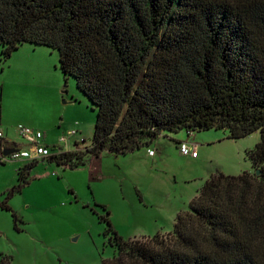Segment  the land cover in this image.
Segmentation results:
<instances>
[{"label": "trees", "instance_id": "16d2710c", "mask_svg": "<svg viewBox=\"0 0 264 264\" xmlns=\"http://www.w3.org/2000/svg\"><path fill=\"white\" fill-rule=\"evenodd\" d=\"M26 43L55 50L96 112L89 147H52L41 162L76 170L163 133L260 135L254 172L211 175L168 235L123 241L100 217L114 256L99 264H264V0H0L1 55ZM14 147L0 139V158ZM38 162L17 170L0 209Z\"/></svg>", "mask_w": 264, "mask_h": 264}, {"label": "rangeland", "instance_id": "374dc122", "mask_svg": "<svg viewBox=\"0 0 264 264\" xmlns=\"http://www.w3.org/2000/svg\"><path fill=\"white\" fill-rule=\"evenodd\" d=\"M95 117L75 80L59 70L55 50L26 43L4 59L0 48V132L5 141L26 149L21 126L42 133L41 144L49 147H89ZM71 130L78 135L65 148L58 138ZM259 141V132L239 140L228 139L226 131L163 133L147 148L119 157L104 153L76 170L39 161L29 173V185L8 201L10 210L0 209V258L9 257L10 264L110 260L111 235L100 217L110 220L123 241L166 236L211 175L254 172L246 153ZM179 143L194 146L195 158L182 156ZM27 163L5 160L0 165V201Z\"/></svg>", "mask_w": 264, "mask_h": 264}, {"label": "built area", "instance_id": "2783aa9c", "mask_svg": "<svg viewBox=\"0 0 264 264\" xmlns=\"http://www.w3.org/2000/svg\"><path fill=\"white\" fill-rule=\"evenodd\" d=\"M18 133L21 139L25 141L26 149H20L17 146L14 147L17 151L6 158L1 156L0 164L4 163L5 160H13V161L25 160L28 162L40 161L49 158L52 155L51 152L52 147L41 144V141L44 139L42 133L21 126L18 128ZM76 135H77V131L75 130L68 131L65 135L58 138V143L65 148H69L71 138L75 137ZM2 138L3 135L0 132V139ZM178 147H179V153L182 156L195 158L196 149L194 146H188L185 143H179ZM147 154L149 157L154 156V152L151 150H148Z\"/></svg>", "mask_w": 264, "mask_h": 264}, {"label": "water", "instance_id": "95a60500", "mask_svg": "<svg viewBox=\"0 0 264 264\" xmlns=\"http://www.w3.org/2000/svg\"><path fill=\"white\" fill-rule=\"evenodd\" d=\"M17 150L15 148H9L3 151L2 156L3 157H9L11 154H13L14 152H16ZM257 175H259V173L257 172Z\"/></svg>", "mask_w": 264, "mask_h": 264}, {"label": "crops", "instance_id": "0c3cea01", "mask_svg": "<svg viewBox=\"0 0 264 264\" xmlns=\"http://www.w3.org/2000/svg\"><path fill=\"white\" fill-rule=\"evenodd\" d=\"M77 135H78V132H77ZM75 144H76V143H74V145H75ZM74 145L72 146V148L74 147ZM70 147H71V145L69 146V148H70ZM72 148H71V149H72Z\"/></svg>", "mask_w": 264, "mask_h": 264}]
</instances>
